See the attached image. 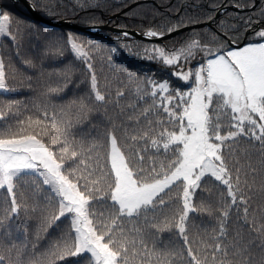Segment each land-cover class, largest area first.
<instances>
[{"label": "snow or ice", "instance_id": "1", "mask_svg": "<svg viewBox=\"0 0 264 264\" xmlns=\"http://www.w3.org/2000/svg\"><path fill=\"white\" fill-rule=\"evenodd\" d=\"M11 25L9 13H0V37L14 42ZM143 35L161 38L164 33ZM56 41L92 71L91 54L77 36ZM198 53H203L200 61L185 70ZM145 55L175 68L172 75L184 83L173 88L169 80L148 78L143 89L138 85L140 100L151 103L134 125L78 134L64 109L58 114L33 106L25 116L16 102H8L9 111H0V189L10 198L5 213L10 218L28 212L16 189L22 177L34 176L46 189L42 230L66 221L44 252L33 253V264H58L68 257L78 258L73 264L80 259L87 264H255L256 245L244 238V229L249 237L256 234L264 252V210L250 215L249 173L242 180L240 161L232 159L242 143L258 147L264 157V29L243 47L213 49L190 39L179 49L146 48ZM9 91L0 59V94ZM106 101L93 72L90 92L71 101L69 109L78 110L79 124L94 103ZM204 214L218 227L197 222ZM233 216L244 224L229 240L227 224ZM151 229L174 239L162 249L155 243L149 248L146 240L155 235ZM192 230L198 239H192Z\"/></svg>", "mask_w": 264, "mask_h": 264}, {"label": "trees", "instance_id": "2", "mask_svg": "<svg viewBox=\"0 0 264 264\" xmlns=\"http://www.w3.org/2000/svg\"><path fill=\"white\" fill-rule=\"evenodd\" d=\"M28 1L41 16L50 21L67 22L53 27L35 18L21 0H0V13H9L11 29L16 36L14 42L9 37H0V58L6 67L7 83L12 89L0 94V111H9L5 106L8 102H16L21 112L26 108L32 109L33 106L46 107L50 113L55 110L58 114L64 109L69 112V118L75 124L78 134H95L97 130L103 132L114 125H134L137 117L143 120L140 114L151 100H140L143 91H138L137 88L139 85L143 89L148 78L159 82L169 80L173 88L184 83L172 75L175 68L162 61L148 59L145 55L146 48L179 49L190 39H196L201 45L213 49L224 48L231 45L229 39L234 42H250L255 31L264 29V15H261L264 0H256L254 5L252 3L255 0H228L227 3L234 7L218 15H215L217 9L213 6L221 0H139L123 11L122 8L135 0ZM211 17L213 18L208 24L193 26L158 40L120 36L109 28L167 33L169 29L209 21ZM74 24L82 27H106H100L91 33ZM247 30L251 31L246 33ZM68 34L77 36L87 46L85 50L91 54L90 62L93 65L91 72L83 61L76 59L69 48L57 45L56 38H66ZM202 56L203 53H198L196 60L186 66L185 70L189 66H195ZM93 72L107 101L103 104L94 103L87 119L76 124L80 114L75 107L69 109V104L90 92ZM53 88L58 90L50 91ZM119 91L124 92L123 97H117L116 93ZM16 110V107L12 109L13 112ZM27 114L24 112L25 116ZM129 116L133 117L131 121ZM149 118L155 119L154 116ZM245 150L250 155H245ZM232 159L240 161L242 180L245 173H249L247 179L251 192L245 189V195L251 196L250 207L253 211L250 215L261 214L260 210H264V157L259 155L258 147L252 148L242 143L239 154ZM250 169H255L254 176L250 174ZM45 193L46 189L39 185L36 177H22L16 194L21 204H27L28 212L21 210L19 215L9 218L4 209L10 198L6 190L0 189V255L4 256L3 264H33V253L38 256L44 252L65 230L66 221L63 218L49 227L47 233L42 230L41 209L45 206ZM194 202L197 205L201 203L199 198ZM201 219L208 225L218 227V221L210 219L206 214L197 217V222ZM243 224V220L237 221L234 216L229 220V240L237 238ZM150 231L155 235L146 240L149 248L155 243L158 249H162L164 244L174 239L169 232L159 233L155 229ZM242 234L246 240H253L256 245L252 250L255 264H260L261 257L264 256L259 248L261 240L256 238L255 233L249 237L247 229ZM190 235L192 239H198L195 230ZM33 245H36L35 249ZM77 259L68 257L58 264H73ZM80 264H87V261L80 259Z\"/></svg>", "mask_w": 264, "mask_h": 264}, {"label": "water", "instance_id": "3", "mask_svg": "<svg viewBox=\"0 0 264 264\" xmlns=\"http://www.w3.org/2000/svg\"><path fill=\"white\" fill-rule=\"evenodd\" d=\"M27 7V9L32 13V15L41 20L43 23L45 24H48L50 26H57V25H60V24H63V23H66L67 21H61V22H54V21H50L49 19L47 18H43L38 12L37 10L35 9V7L32 5L31 2H29L28 0H21ZM137 1H134L132 3H130L129 5L125 6L124 8L121 9L122 10H125L126 8L132 6L133 4H135ZM256 2V0L252 3V5H254ZM234 7V5H231ZM223 8H220L217 12V14H220L222 12ZM117 14V13H116ZM211 20V19H210ZM210 20L209 21H206V22H197V23H194V24H186V25H182V26H179L177 28H175L173 31L171 32H167V33H164V35L161 37V38H147L145 35H143L145 32H147L148 30H142V31H137L135 29H131V30H127V29H123V28H116V27H109L110 29L114 30L115 32H117L120 36H127V37H131V38H145V39H153V40H158V39H165V38H168V37H171L173 36L174 34L176 33H179L185 29H189L191 27H197V26H200L202 24H208L210 23ZM74 26L76 27H79L80 29L84 30V31H88V32H91V33H94L96 31V29H99L100 27H106L105 25H89V26H85V27H82V26H78L76 24H74ZM250 30H247V32H249ZM125 33H127V35H125ZM243 41L244 40H241L240 42H234L232 40L229 39V42L231 45H234V46H241L243 44Z\"/></svg>", "mask_w": 264, "mask_h": 264}, {"label": "bare ground", "instance_id": "4", "mask_svg": "<svg viewBox=\"0 0 264 264\" xmlns=\"http://www.w3.org/2000/svg\"><path fill=\"white\" fill-rule=\"evenodd\" d=\"M135 1H139V0H135ZM147 1V0H146ZM150 1V0H149ZM30 2V1H29ZM134 2V1H133ZM136 2V3H137ZM228 2V0H221L217 5H214L213 6V8H216L217 9V11H216V13H215V15H218L217 14V12H218V10L220 9V8H223V10H222V12L223 11H225L226 9H228V8H230V7H233V6H231L232 4L231 3H227ZM127 9V8H126ZM123 11V10H122ZM221 12V13H222ZM220 13V14H221ZM43 17V16H42ZM43 18H45V17H43ZM213 17H211L210 19H212ZM209 19V20H210ZM41 21V20H40ZM59 22H61V21H59ZM201 22H206V21H201ZM45 24V23H44ZM202 25H204V24H202Z\"/></svg>", "mask_w": 264, "mask_h": 264}, {"label": "rangeland", "instance_id": "5", "mask_svg": "<svg viewBox=\"0 0 264 264\" xmlns=\"http://www.w3.org/2000/svg\"><path fill=\"white\" fill-rule=\"evenodd\" d=\"M247 43H249V42L243 43L241 46L230 45V46H228V47H224V49H227V48H238V47H243V46L246 45ZM0 59H1V58H0Z\"/></svg>", "mask_w": 264, "mask_h": 264}]
</instances>
